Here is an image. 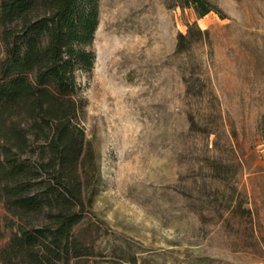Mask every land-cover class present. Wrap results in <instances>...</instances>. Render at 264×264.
Listing matches in <instances>:
<instances>
[{
    "label": "rangeland",
    "instance_id": "1",
    "mask_svg": "<svg viewBox=\"0 0 264 264\" xmlns=\"http://www.w3.org/2000/svg\"><path fill=\"white\" fill-rule=\"evenodd\" d=\"M100 0L77 72L92 264H264V0ZM196 23L184 49L180 33ZM0 203V248L16 229Z\"/></svg>",
    "mask_w": 264,
    "mask_h": 264
},
{
    "label": "trees",
    "instance_id": "2",
    "mask_svg": "<svg viewBox=\"0 0 264 264\" xmlns=\"http://www.w3.org/2000/svg\"><path fill=\"white\" fill-rule=\"evenodd\" d=\"M199 16L215 7L182 0ZM100 0H0V203L16 229L0 264H92L93 242L78 230L92 197V153L77 72L91 70ZM197 28L180 33L177 50Z\"/></svg>",
    "mask_w": 264,
    "mask_h": 264
}]
</instances>
